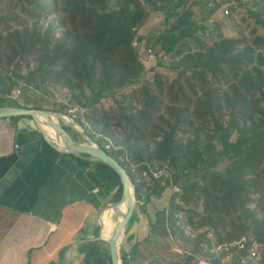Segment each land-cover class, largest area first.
<instances>
[{"label": "rangeland", "instance_id": "rangeland-1", "mask_svg": "<svg viewBox=\"0 0 264 264\" xmlns=\"http://www.w3.org/2000/svg\"><path fill=\"white\" fill-rule=\"evenodd\" d=\"M208 1L171 0L168 12L181 4L179 12L190 10L193 21L201 26L192 38H184L171 55L161 53L158 39L172 31L177 17L168 19L160 5L159 13L151 11L137 31L139 47L133 46L143 66L141 81L101 96L95 105L84 107L81 116L84 125L78 121L85 131L90 127L119 147L108 152L117 156L135 180L132 179L136 195L134 213L140 211V202H146L147 196L159 189L158 185L166 186L163 194L168 198V206L161 213L162 222L140 242L132 264H196L194 255L215 256L214 250L220 243L244 235H253L264 246L263 154L258 152L248 161L234 163L230 155L222 154L221 140L225 133L230 135V141H236L242 130L263 116L264 81L257 77L254 68L259 63L254 56L264 54V0H220L229 10L225 17L220 5L210 10ZM24 3L25 11L15 0H0V33L6 36L14 31L27 32L34 39L35 31L39 30L45 42L48 36V42L56 40L50 46V51H54L66 30L65 14L51 1L44 11L34 4L27 5L28 1ZM139 36L144 37L141 42ZM226 40L240 42L234 53L245 49L252 53L240 65L221 62L211 70L197 62L198 53L216 50V45ZM31 43L23 52L15 40L16 50L2 49L0 61L3 60L1 66L5 68L2 71L15 69L24 80L39 83L41 92L26 90L21 105L67 113L69 108L62 100L79 103L77 96L81 91L77 88L74 91L66 83L62 58L56 63L48 62L43 68V52L31 48ZM251 56L254 60H250ZM7 62L12 63L10 67H6ZM246 72L253 75L252 84L261 85L262 90L244 81ZM76 81L87 96L96 93L89 83L77 78ZM86 113L97 125L86 119ZM176 123L179 151L171 159L158 148V143ZM71 132L84 142L79 131ZM86 133L92 136L90 131ZM194 163L196 167L184 172L175 166L188 167ZM176 175L180 191L171 184ZM103 191L106 196H98L100 209L115 202V192ZM133 218L137 215L133 214ZM88 239L95 240L96 236L90 234Z\"/></svg>", "mask_w": 264, "mask_h": 264}, {"label": "trees", "instance_id": "trees-1", "mask_svg": "<svg viewBox=\"0 0 264 264\" xmlns=\"http://www.w3.org/2000/svg\"><path fill=\"white\" fill-rule=\"evenodd\" d=\"M14 1V0H11ZM22 9L25 11L27 5L34 4L36 7L41 8L42 11L49 7L48 2H52L58 6L59 11L65 14V32L61 40H57L54 51H50V46L55 44L56 40L45 42L39 30L35 31L34 39L29 38L27 32L14 31L3 36L0 33V57L2 49L16 50L13 41L15 40L20 47V52L27 50L32 46L38 52H43V60L41 66L44 68L47 63H56L62 58L64 65L63 73L66 78V83L75 91V88L81 91L78 95L79 104L83 107L95 105L100 97L107 93L113 94L114 91H120L129 85L137 84L143 77V66L139 64L137 56L134 52L133 46L137 39V31L144 24L151 11L159 13L158 5L165 11L168 19L177 17L176 25L172 31L166 32L158 39V45L161 48V53L164 55H171L175 52L178 45L184 38H192L195 32L201 26L193 21V14L190 10H179L182 5L179 4L172 12H168L171 6V0H15ZM179 32L177 35L176 32ZM139 42L144 37L139 36ZM55 39V37H54ZM138 41V40H137ZM34 43V45H33ZM240 42L237 40H226L216 45L215 48L210 49L206 53H198L196 58L197 62L203 64L204 67L210 70L220 64L221 62L230 63L231 65H240L247 58L248 54L252 53L251 50L245 49L242 52L234 53L237 51ZM7 56V55H5ZM50 56L51 59H50ZM259 66L255 67V72L260 81H264V54L257 56ZM250 57V60H254ZM3 60L0 61V93L10 94L15 89L16 78L25 79L15 71V69L6 68L3 65ZM11 62H7L6 67L11 66ZM235 68V67H233ZM250 72H246L243 76L244 81L251 84L254 88L262 90V86L253 85ZM81 81L90 84L91 89L96 93L92 96H87L84 89L81 87ZM29 81V79H26ZM31 82V81H30ZM33 83L39 84L35 81ZM98 86H93L95 84ZM6 86V88H5ZM84 98V100L82 99ZM12 105L21 104L16 101ZM263 116L259 122L252 121L249 128H245L239 133L236 141H230V135L223 133L221 140L223 143L222 154L230 155L234 163L239 161H248L251 156L256 155L258 152L263 154L264 163V111ZM86 119H89L92 124H96L93 118L89 117L86 113ZM25 116L12 117L13 120ZM32 117V116H26ZM33 118V117H32ZM84 125L80 118L78 120ZM178 124H174L164 135L161 142L158 143V148L164 152L166 157L174 159L178 154L177 142L175 140L176 130ZM235 129L237 126H234ZM223 128V126H222ZM69 131L74 128L69 127ZM89 133V131L86 129ZM72 133V132H71ZM102 146V141H97ZM109 153V152H108ZM117 161V156L110 153ZM80 168L85 173L87 179L98 189V196H106L103 190L115 192L114 200L119 201L122 196V182L120 176L113 171L106 164L99 161H91L87 155L76 156L70 154ZM248 159V160H247ZM197 160L196 162H199ZM119 162V161H118ZM123 166V164H121ZM197 163L193 166L176 167L179 172H184L190 167H196ZM221 179H225L223 174H219ZM133 179V178H132ZM133 182L135 180L133 179ZM174 184H179V175L175 176ZM158 190L152 191L151 194L145 199L149 202L151 197H160L166 190V186H159ZM138 193V189L136 190ZM138 199L140 195L137 194ZM143 199V198H142ZM160 211L156 214L155 223H152L151 230L157 229L161 224L162 217ZM112 220H109L108 225L110 228ZM133 225V216L128 224L127 232ZM100 227L95 229L96 238L99 236ZM245 236V235H244ZM243 237V236H242ZM241 238V237H239ZM238 238V239H239ZM231 239L228 242L234 241ZM237 240V239H236ZM224 243V242H222ZM141 243L135 242L132 248L127 251L122 245V261L123 264H132L138 247ZM221 244V243H220ZM81 253L84 254V264H112L109 247L107 243L100 241H92L84 243L81 246ZM214 255V254H213ZM215 257V256H214ZM264 262V253H263Z\"/></svg>", "mask_w": 264, "mask_h": 264}, {"label": "crops", "instance_id": "crops-1", "mask_svg": "<svg viewBox=\"0 0 264 264\" xmlns=\"http://www.w3.org/2000/svg\"><path fill=\"white\" fill-rule=\"evenodd\" d=\"M13 102L0 94V106ZM97 192L34 118H0V264H84L81 246L95 241L88 235L99 227ZM165 196L140 202L125 250L148 238L156 214L168 206Z\"/></svg>", "mask_w": 264, "mask_h": 264}, {"label": "water", "instance_id": "water-1", "mask_svg": "<svg viewBox=\"0 0 264 264\" xmlns=\"http://www.w3.org/2000/svg\"><path fill=\"white\" fill-rule=\"evenodd\" d=\"M15 116H32L37 125L42 129L51 144L61 151L81 156L87 155L91 161H99L109 166L121 178L122 196L119 201L105 205L99 211V236L95 241L105 242L109 247L112 264H123L122 261V243L125 240L128 224L136 208L135 187L127 169L122 166L110 153L105 151L89 134L81 127L76 119L68 113L46 109L32 108L24 105H2L0 106V118H11ZM44 118V120H43ZM52 127L64 140L66 148H63L58 141L53 139L46 127ZM72 127L79 131L84 138V142L76 139L69 131ZM127 204V211L122 213V219L109 239H104L102 235L101 216L107 209L115 212L120 210L123 204Z\"/></svg>", "mask_w": 264, "mask_h": 264}, {"label": "built area", "instance_id": "built-area-1", "mask_svg": "<svg viewBox=\"0 0 264 264\" xmlns=\"http://www.w3.org/2000/svg\"><path fill=\"white\" fill-rule=\"evenodd\" d=\"M218 5H220L223 10V17L229 15L228 8H225V4L221 3L220 0H209L207 2V6L210 10H214ZM213 20L214 18L211 21ZM134 47H139V43L137 40H135L134 42ZM26 90L32 92H41V87L28 80L16 78V86L11 97L18 102H21ZM62 101V103H64V105L69 108V111L67 112L69 115L73 116L76 121H78L80 118L82 119L81 116L84 115V107L81 106V104L71 103L68 100ZM86 124L89 125L88 122H86ZM88 130L92 134V138H94L96 141H102L101 147L105 151L108 152L109 149H119V147L113 146L112 141L106 135L97 133L90 127H88ZM167 173L168 172H166V174ZM154 176L157 178L159 177V175L156 173L154 174ZM171 184L172 186H174V189L176 191H180V188L177 185H174L172 181ZM214 253L215 257L212 256L207 258L194 255V257L196 258V264H262L264 246L262 243L258 242L256 238L253 237V235H245L237 240L219 244L214 250Z\"/></svg>", "mask_w": 264, "mask_h": 264}, {"label": "bare ground", "instance_id": "bare-ground-1", "mask_svg": "<svg viewBox=\"0 0 264 264\" xmlns=\"http://www.w3.org/2000/svg\"><path fill=\"white\" fill-rule=\"evenodd\" d=\"M44 120V118H43ZM46 127V126H45ZM46 129L48 130L49 132V135L52 137V133L53 131H55V134H56V138L59 142V144L63 147V148H66V144L64 142V140H62V138L59 136V134L56 132V130L54 128H52L51 126L50 127H46ZM53 138V137H52ZM127 211V204H123L121 207H120V210L118 212H115L111 209H107L102 217H101V222H102V235H103V238L104 239H109L114 230L116 229V227L118 226L119 222L121 221L122 219V213L126 212ZM109 220H112L111 224H110V228H109V225H108V222Z\"/></svg>", "mask_w": 264, "mask_h": 264}]
</instances>
